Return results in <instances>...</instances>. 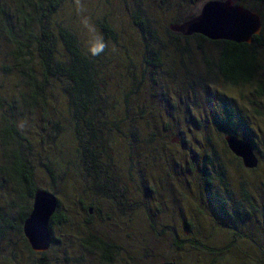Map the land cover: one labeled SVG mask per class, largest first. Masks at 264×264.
<instances>
[{"label":"trees","instance_id":"1","mask_svg":"<svg viewBox=\"0 0 264 264\" xmlns=\"http://www.w3.org/2000/svg\"><path fill=\"white\" fill-rule=\"evenodd\" d=\"M67 1L0 0V264H22L23 257L29 258L24 264H49L46 261L48 250L43 253L32 251L22 232L36 190L49 191L58 200L49 223L50 246L59 242L54 235L55 227L70 230V225H74L70 218L76 208H79L78 215L81 212L86 215L82 220L84 225L91 223V214L99 211L92 203L85 205L79 191L107 202L102 210L109 208L112 202L121 201L115 199L119 182L111 175L109 162L111 159L115 163V157L125 150L124 142L129 160L120 168L124 178L128 180L134 174L150 172L149 167L153 164H147L145 153L151 151L150 154L163 160L169 151V156H173L168 157L172 163L161 170L165 173L162 187L168 196V189L175 190L173 181L179 189L180 183L183 184L182 196L186 203L190 185L187 175L202 171L201 178L207 190L217 180L223 181L212 174L211 169L219 156L205 131L210 132L212 128L221 134V138L233 134L248 141L253 148L256 146V135L248 115L226 102V94L220 89L226 90L223 82L235 88H246L255 76L258 77L261 50H264L262 34L253 36L249 44L212 41L199 34L183 36L169 27L188 21L192 15L179 20L175 14L172 24L165 29L162 27L163 36H160L155 18L145 9L146 2L130 0L129 23L133 25V38L127 36L122 26L119 28L112 19L104 17L100 23L102 40L93 43L81 38V31L71 27L65 21L67 17L59 18ZM232 1L248 9L249 2L264 4V0ZM127 37V42L118 43ZM191 42L197 46L198 67H204V70L197 68L191 74L188 71L179 73V67L185 69L184 58L194 59L195 52L189 46ZM203 43L215 47V54L207 52ZM101 45L102 50L93 54L92 49ZM145 78H149L147 82ZM135 79L142 89L138 84L133 86ZM169 90L183 94L174 97ZM256 92L264 96L263 79L256 81ZM167 104L169 108L182 105L186 116L184 130L175 123L165 124L161 111ZM163 130L173 132L175 144L182 149L202 135L210 152L197 156L192 150L191 162L186 160L185 164L189 173L182 175L175 170L177 156H174L169 139H166V148L163 147ZM196 157L198 162L194 167L199 172L192 167ZM217 167H221L220 161ZM156 168L151 173H156ZM38 172L51 181L50 187L37 184ZM240 191L244 198L247 197V191L243 188ZM64 197L68 201L62 210ZM253 199L246 198L250 207L254 206ZM184 201L174 195L170 201L174 204L172 209L177 208L180 213L182 225L188 228L191 221L199 224L198 219L184 217ZM207 202L219 216L245 224L248 212L241 214L238 208L230 209L224 198L216 199L210 195ZM109 219L110 215L99 214L101 223ZM164 227L162 232L171 236L174 250L184 257L186 253H178L184 248L175 240V228L166 230ZM247 229L251 230L250 226ZM256 233L254 228L249 235ZM196 241L195 244H200L198 236ZM80 246L89 251L93 250L91 247L98 249L102 264L114 263L117 247L113 243L89 233L86 240L80 239ZM232 251L227 250L228 257L235 259L228 264H239L242 258L232 256ZM180 261L175 262L181 264Z\"/></svg>","mask_w":264,"mask_h":264},{"label":"rangeland","instance_id":"2","mask_svg":"<svg viewBox=\"0 0 264 264\" xmlns=\"http://www.w3.org/2000/svg\"><path fill=\"white\" fill-rule=\"evenodd\" d=\"M142 1L146 2L145 9L155 18L159 28L158 33L160 36H163L162 27L164 29L165 27L167 28L168 25L172 24V21L175 20V17L182 20L191 15L192 17L196 16L200 12L202 5L208 0ZM129 3L130 0H69L61 9L59 18H62V16L67 17L65 21H68L71 27L81 31V38L92 40L93 43L102 40L100 23L104 17L112 19L119 28L122 26V30L128 33L127 36L133 38V25L129 23V15L132 12V8L128 5ZM247 5L250 10L255 11L260 16L262 24L261 34L264 36V4L249 2ZM175 14L176 16L173 17ZM127 40L128 37L123 40H118V43L121 44L127 42ZM181 42L183 41L181 40ZM105 44L107 45V42H105ZM189 46L190 50L195 52L197 47L196 44L191 42ZM202 46L207 52L209 51L213 55L215 54V47L209 46L206 43H203ZM186 58H184L183 62L185 69L184 67H179V73L188 71L191 74L196 71L197 68H199V71L204 70V67H198L199 59H197L196 52L193 60L188 61ZM259 60V70L261 69L260 74L258 73V77L255 76L252 84L246 85L248 86L246 88H242V86L235 88L229 83L223 82L219 77L220 81L223 82L226 87L225 92L223 89H220L222 93L226 94L227 101L223 100L234 104L237 110L241 108V112L248 115L247 117L252 125V130L256 135V146L254 149L259 162L255 169L248 170L243 168L241 162H238L239 159L228 149L227 151L224 149L222 144L224 135L221 138V134L214 132L211 128L210 132L205 131L204 134L208 138L211 137L209 138L212 143L211 145L215 148L219 156L218 162H214L213 169L211 170L212 174L216 175L217 179L219 177L223 181L220 183L217 180L216 184L210 186L208 190L211 194H209L201 178L204 174H202V171H197L194 167L198 162V158L196 157L197 159L192 161L194 162L192 167L199 173L194 172V174L186 176L190 182L189 199H187L186 203L182 196L185 189L183 184L181 185L180 183L181 189H179L177 182L173 181L175 190L168 189L170 194H172L171 196L169 193L167 196V191H164L162 187L165 183V173L161 172V170H165L169 162L172 163V160L168 158L170 157L169 151L166 153L168 157H164L163 160L158 158V156L150 154L151 151H149L148 154L145 153L144 159L147 161V164L151 162V164H153L152 167H149L150 172L146 170L143 173L134 174V176L130 177L128 180L126 177L124 178V173L120 171V168L122 169L123 166L129 162L126 157L127 144L124 142L125 150L118 154V157H115L114 160L116 164L111 159L109 162L113 173H111V175L119 182V190L114 192L115 199L121 201L112 202L109 208L102 210L104 205L107 206V202H102L101 200L95 199L93 196L90 198V196H86L85 193L83 195L81 191L78 190L81 198L85 199V205L88 206L92 203L99 211L96 210L91 214V223L85 224L88 228L82 224V220L84 221L86 215L83 214V212L78 215L76 212L79 211V208H76V211L72 213L74 215L70 220L74 222V225H70V230L55 227L54 235L58 238L59 242H57L58 244H56V246L55 244L54 246H50L47 251L46 261L49 262V264H54L57 261L64 264H102L98 249L91 247L93 250L89 251L80 246V239L86 240L89 233H93L98 239L111 242L117 247L113 264H159L172 260L180 261V259L183 260V262L180 261L181 264H228V262H231V259H235H230L228 257L227 250L229 249L234 250L231 252L232 256L242 258L241 261L239 260V264H263L264 96H259L257 94L256 81L258 78L264 80V50H261V59ZM106 67L105 71H108ZM184 74L187 75V72H184ZM145 79L147 82L149 78ZM182 80L183 79H181V81ZM133 83V86L137 87L135 86L138 84L136 79ZM138 86L142 89L140 82ZM127 89L128 87H126V90ZM170 94L177 97L178 94L182 95L183 93H177V90H174L170 91ZM254 111H256V113ZM161 112L164 116V121H166L165 124L170 125L175 123L178 124L180 129L184 130L186 116L183 114L182 105L177 108H169L167 104L164 106V111ZM155 120L158 119L155 118ZM164 132L165 146L163 147L166 148V139H169L174 156H177H175L177 158V161H175V170L182 175L189 173L187 172L188 170H186L185 164H187V161L191 162L190 157H192V150L197 156L210 152V147L202 135H199L197 139L195 138L190 143H187V145L184 146L185 148L182 149L181 147L179 148L178 144H175L177 140L173 132H168L166 130ZM212 157L213 160H215L213 155ZM178 158H180V161ZM219 161L221 167H217ZM173 166L175 165L173 164ZM155 167H157L155 170L156 173H151V170H154ZM217 174L220 175L217 176ZM37 184L41 187H50L51 181L44 178L41 172H38ZM252 184L254 185L253 188L251 186ZM241 188L247 191V197L244 198L242 196L240 191ZM173 195L176 199L185 202V208L182 209L184 217L187 220L198 219L199 224H197L196 221H191L188 228L182 225V220L180 219L181 215L177 211V208L172 209V205L174 204L170 201ZM210 195L216 196V199L224 198L227 202V206L232 210L238 208L242 211L241 214L248 212V216L244 221L245 224H242L238 220L235 221L233 218L227 219L219 216L212 207L213 205L207 202V196ZM246 198H256L255 200L253 199V207H250ZM61 201V208L65 210L68 199L64 197ZM199 209L201 213L198 212ZM99 214L100 216L108 214L110 215V219L105 223H101L99 221ZM164 225L166 230L175 228V240L182 244L184 248L183 251L178 253H186L184 257H180L174 250L175 248H173L171 236L162 232ZM248 226H250L251 230L254 228L256 229L257 233L254 234L255 236L250 237L249 233L251 230L247 229ZM244 234H247V236H244ZM197 236L200 244H195L197 242ZM203 245L206 247L204 248ZM202 248L204 249L203 251ZM19 251L20 250H18V253ZM65 258L66 260H64ZM28 259L29 258L23 257L22 264L28 261ZM243 259L251 260L243 262Z\"/></svg>","mask_w":264,"mask_h":264},{"label":"water","instance_id":"3","mask_svg":"<svg viewBox=\"0 0 264 264\" xmlns=\"http://www.w3.org/2000/svg\"><path fill=\"white\" fill-rule=\"evenodd\" d=\"M183 36L199 34L208 40H225L234 43H251L253 36L261 34L260 16L232 0L206 1L200 12L180 24L169 27ZM224 142L228 150L240 160L243 168L252 170L258 166V158L253 146L233 134H226ZM58 206L57 197L45 190H36L31 210L23 221L22 232L30 249L34 252L47 251L52 242L49 223ZM159 264H178L175 261Z\"/></svg>","mask_w":264,"mask_h":264},{"label":"clouds","instance_id":"4","mask_svg":"<svg viewBox=\"0 0 264 264\" xmlns=\"http://www.w3.org/2000/svg\"><path fill=\"white\" fill-rule=\"evenodd\" d=\"M102 48H103V45H101L100 47H98V48H94V49H92V52H93V54H96V53H98L99 51H101L102 50Z\"/></svg>","mask_w":264,"mask_h":264}]
</instances>
